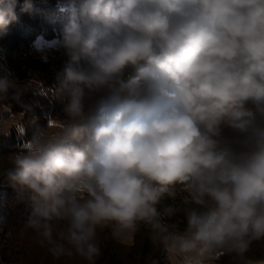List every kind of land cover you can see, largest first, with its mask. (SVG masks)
Segmentation results:
<instances>
[{
    "label": "clouds",
    "instance_id": "1",
    "mask_svg": "<svg viewBox=\"0 0 264 264\" xmlns=\"http://www.w3.org/2000/svg\"><path fill=\"white\" fill-rule=\"evenodd\" d=\"M18 5L0 0V30ZM67 6L60 36L33 43L68 57L62 114L3 172L27 193L36 243L54 261L96 264L102 234L144 232L167 264H264L251 255L264 244V0ZM37 86L5 71L0 106Z\"/></svg>",
    "mask_w": 264,
    "mask_h": 264
},
{
    "label": "trees",
    "instance_id": "2",
    "mask_svg": "<svg viewBox=\"0 0 264 264\" xmlns=\"http://www.w3.org/2000/svg\"><path fill=\"white\" fill-rule=\"evenodd\" d=\"M22 4L23 0H20V5ZM20 5L16 8L18 19L13 21L7 29L0 30V56L3 60L5 59V62L0 64V76L7 71L21 83L33 80V83L38 85L25 92L21 97V102L15 101L13 104L15 109L22 107L19 106L21 104L27 107L24 113L26 119H35L33 127H38L47 124L49 117L62 114L63 103L54 95V91L57 73L63 69L68 57L64 53L54 59L37 57L32 53L33 43L40 35L48 38L60 36L64 25L72 16V10L63 0H33L34 7L30 13L21 12ZM50 96L53 98L49 99ZM28 131L26 130L23 136L13 126L9 131L0 108V142L16 146L22 143L23 138H29ZM7 148V146L0 145V155L5 156ZM9 192L17 201L12 214L24 211L30 216L31 203L29 199H26V194H21L14 188H5L1 195L5 196ZM102 241L105 257L112 254L113 246H118L119 251L123 252L121 249L126 244L116 243L107 234H102ZM133 241L129 247H134L139 241L146 242L139 255L141 264H147V261L151 262V260L167 264L166 254L150 244L146 233L142 232ZM258 252L260 254L256 257L264 256V244L258 248Z\"/></svg>",
    "mask_w": 264,
    "mask_h": 264
},
{
    "label": "rangeland",
    "instance_id": "3",
    "mask_svg": "<svg viewBox=\"0 0 264 264\" xmlns=\"http://www.w3.org/2000/svg\"><path fill=\"white\" fill-rule=\"evenodd\" d=\"M67 2V0H63ZM45 40L51 41L54 38H48L44 35ZM38 36V37H40ZM33 55L44 58L46 55L47 59H54L59 57L64 51L62 49H46L44 53L37 52L34 48L32 50ZM5 62V59L0 56V64ZM11 68V67H9ZM19 80V79H18ZM53 96H50L49 99H52ZM15 100L9 99L5 103L7 106H0L3 116L6 122V127L10 131L12 126L17 129V132L23 136L26 133V130L29 132V138H23L21 144L8 145L6 143L0 142V145L7 146V154L5 156L0 155V264H63L60 261H54L53 258L48 254L47 250L34 239L33 231L27 226L29 220V214H26L24 211H19V213L12 214V209L15 208V198L10 195V192L7 195H1L3 189L13 188L10 185V182L6 179L3 174L4 170L7 168L13 167L11 163V158L24 150V145L27 141L32 138L33 133L38 127H47V124H42L38 127H33V122L35 119H26L25 112L27 107H23V104L19 105L22 107H13ZM9 110V111H8ZM55 117V116H51ZM58 121H53L57 123ZM20 123L23 125V132L21 133L17 124ZM5 192V191H4ZM25 197L28 199L27 193ZM102 239V236H101ZM134 238L131 241L125 242V246L119 251L118 246L112 247V254L110 256L103 255V244H102V256L97 260L96 264H141L142 261L139 259V255L144 248L145 241H139L134 247H129V244H132ZM149 244V242H148ZM151 244V243H150ZM263 244L257 242L253 245V250L251 255L258 256V248L262 247ZM147 264L151 262L147 261ZM73 264H82V262L76 260ZM165 264V263H159ZM223 264H227V258L223 261Z\"/></svg>",
    "mask_w": 264,
    "mask_h": 264
}]
</instances>
